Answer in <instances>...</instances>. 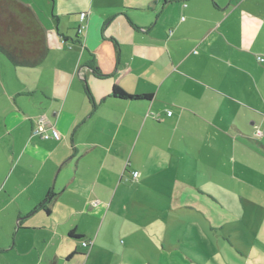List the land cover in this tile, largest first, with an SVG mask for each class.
<instances>
[{
	"label": "crops",
	"instance_id": "0c3cea01",
	"mask_svg": "<svg viewBox=\"0 0 264 264\" xmlns=\"http://www.w3.org/2000/svg\"><path fill=\"white\" fill-rule=\"evenodd\" d=\"M21 1L44 26L48 52L22 68L0 51V253L7 264H80L79 253L89 248L91 257L105 222L119 217L114 203L141 202L136 191L148 183L179 187L173 196L212 215L230 216L194 197L192 185L227 207L230 196L255 200L250 186L264 187V5L77 0L73 35L39 14L50 0ZM118 88L150 96L118 97ZM41 116L60 140L41 136ZM213 169L226 170L221 178L234 194L213 188ZM124 183L135 193H118ZM81 237L92 245L73 239Z\"/></svg>",
	"mask_w": 264,
	"mask_h": 264
},
{
	"label": "rangeland",
	"instance_id": "374dc122",
	"mask_svg": "<svg viewBox=\"0 0 264 264\" xmlns=\"http://www.w3.org/2000/svg\"><path fill=\"white\" fill-rule=\"evenodd\" d=\"M100 1L106 5L112 2ZM55 2L57 0H50L47 10L38 9L39 14L53 24L56 32L59 29L74 35L80 19L77 10L80 3L75 0L74 5H54ZM236 2L239 4L240 0ZM243 2V5H264V0ZM211 172L217 176V185L213 188L226 190L227 195L234 194L232 183L223 184L221 174L226 170L213 169ZM261 176L264 179L263 171ZM124 188L126 194L135 193L131 183L122 184L118 193ZM162 188L163 196L160 194ZM174 188L148 183L136 191L143 193L139 194L141 202H115L111 210L119 217L111 219V223L105 222L99 249L90 257L89 248H85V253L89 254L82 256L80 264H264V187L250 186L249 193L254 201L230 196L227 207L202 193L203 187L192 185L194 197L210 199L214 206L226 210L230 216L212 215L202 208L185 206L191 201L173 196ZM194 201L197 200L192 203ZM83 238L73 239L82 243ZM5 257L7 255L0 253V264H7Z\"/></svg>",
	"mask_w": 264,
	"mask_h": 264
},
{
	"label": "trees",
	"instance_id": "16d2710c",
	"mask_svg": "<svg viewBox=\"0 0 264 264\" xmlns=\"http://www.w3.org/2000/svg\"><path fill=\"white\" fill-rule=\"evenodd\" d=\"M0 51L14 66L22 68L35 67L45 59L48 52L46 31L31 5L21 0H0ZM114 94L130 99L150 96L129 95L121 88H118ZM55 195L53 192L50 193L46 204H43L47 213L50 212V208L46 205ZM79 254L87 255V253Z\"/></svg>",
	"mask_w": 264,
	"mask_h": 264
},
{
	"label": "built area",
	"instance_id": "2783aa9c",
	"mask_svg": "<svg viewBox=\"0 0 264 264\" xmlns=\"http://www.w3.org/2000/svg\"><path fill=\"white\" fill-rule=\"evenodd\" d=\"M80 16H81V19L84 20L85 17H86V13L82 12ZM259 59H261V57H259ZM171 114H172V111H169V115H171ZM38 132L45 139H49V138L56 139V140H60L61 139L60 131L58 129H56L55 127H50V126L48 127V124H47L46 119H45L44 116L40 117V123H39V126H38ZM138 175H139L138 171H134L133 172L134 178H137ZM91 244H92V241L83 242L84 246H89Z\"/></svg>",
	"mask_w": 264,
	"mask_h": 264
}]
</instances>
